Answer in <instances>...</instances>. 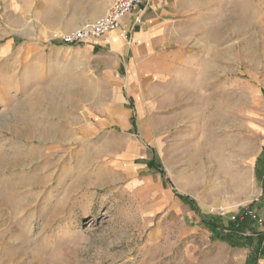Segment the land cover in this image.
Wrapping results in <instances>:
<instances>
[{"label": "rangeland", "instance_id": "obj_1", "mask_svg": "<svg viewBox=\"0 0 264 264\" xmlns=\"http://www.w3.org/2000/svg\"><path fill=\"white\" fill-rule=\"evenodd\" d=\"M80 2L0 0V264H264L178 197L264 220V0H176L123 66L53 39Z\"/></svg>", "mask_w": 264, "mask_h": 264}, {"label": "crops", "instance_id": "obj_2", "mask_svg": "<svg viewBox=\"0 0 264 264\" xmlns=\"http://www.w3.org/2000/svg\"><path fill=\"white\" fill-rule=\"evenodd\" d=\"M112 1L108 0L105 4H101L100 0L98 2L97 0L80 2V4L75 6L74 12L60 14L59 20H62L63 17L68 19L71 17L67 24L60 21L61 24L54 25L53 28L58 29L60 32H67L86 23L93 22L104 14ZM175 1L142 0L141 4L135 6L131 12L125 15L121 23L128 30L129 44L123 41L117 30L98 38L86 40L83 44L88 45L92 53L108 49L118 56L122 66L124 58L130 59L140 53L146 55L153 54L155 53L156 47H165L166 45L167 35L173 24L172 16ZM136 18H139L140 21L136 22ZM262 212L264 210H261Z\"/></svg>", "mask_w": 264, "mask_h": 264}, {"label": "built area", "instance_id": "obj_3", "mask_svg": "<svg viewBox=\"0 0 264 264\" xmlns=\"http://www.w3.org/2000/svg\"><path fill=\"white\" fill-rule=\"evenodd\" d=\"M141 2L142 0H113L104 14L95 21L86 23L71 31L55 34L53 39L65 44H75L89 39L98 38L111 31L117 30L123 41L129 43L128 30L123 27L121 22L124 16L131 12L135 6L141 4ZM135 21L139 22L140 19L136 18ZM218 213L223 215L225 211L221 207L219 208ZM243 215H247L251 218V220L260 226L262 231H264V220L256 214L255 211L248 209L242 213V216ZM231 218L235 219V215Z\"/></svg>", "mask_w": 264, "mask_h": 264}, {"label": "trees", "instance_id": "obj_4", "mask_svg": "<svg viewBox=\"0 0 264 264\" xmlns=\"http://www.w3.org/2000/svg\"><path fill=\"white\" fill-rule=\"evenodd\" d=\"M264 152V149H263ZM153 161H150L151 165ZM152 166V165H151ZM153 168V167H152ZM261 177V186H262V194H264V163L262 168L258 170ZM178 197L188 204V206L193 209L199 216L200 222L211 232L212 237L216 238L220 241L228 242L229 244H233V239H243V241L248 242V246L250 247L252 256L257 255V253L261 252L264 255V237H262L259 233L244 235L243 232L247 229L248 223H250L251 218L247 215H243L240 219L238 216H235L234 221L229 222L226 226L221 224L220 216H209L203 215L198 210L194 200L189 196L178 195Z\"/></svg>", "mask_w": 264, "mask_h": 264}, {"label": "bare ground", "instance_id": "obj_5", "mask_svg": "<svg viewBox=\"0 0 264 264\" xmlns=\"http://www.w3.org/2000/svg\"><path fill=\"white\" fill-rule=\"evenodd\" d=\"M41 92V91H40ZM56 126L52 123L46 124L45 127L39 128L35 131L43 141L49 139L61 138L62 134H59L55 130ZM53 141V140H52Z\"/></svg>", "mask_w": 264, "mask_h": 264}]
</instances>
